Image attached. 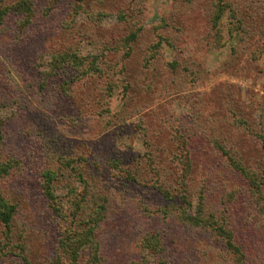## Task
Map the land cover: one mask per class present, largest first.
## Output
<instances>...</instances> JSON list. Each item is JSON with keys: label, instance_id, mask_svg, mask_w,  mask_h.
<instances>
[{"label": "rangeland", "instance_id": "rangeland-1", "mask_svg": "<svg viewBox=\"0 0 264 264\" xmlns=\"http://www.w3.org/2000/svg\"><path fill=\"white\" fill-rule=\"evenodd\" d=\"M0 214V264H264V0H0Z\"/></svg>", "mask_w": 264, "mask_h": 264}, {"label": "trees", "instance_id": "trees-1", "mask_svg": "<svg viewBox=\"0 0 264 264\" xmlns=\"http://www.w3.org/2000/svg\"><path fill=\"white\" fill-rule=\"evenodd\" d=\"M48 174H46V176L50 179V180H52L51 179V177H53L54 175H53V173H52V171H48L47 172ZM200 214H202V211L200 210ZM0 216H1V219H3L4 220V222L5 223H8V221H9V215L8 214H0ZM200 216H202V215H200ZM198 220L201 222L200 224H202V222H204L205 224L207 223V221L208 220H206L205 218H198ZM208 224H210V225H212L211 223H208ZM213 227V226H212ZM218 229H221V228H218Z\"/></svg>", "mask_w": 264, "mask_h": 264}]
</instances>
